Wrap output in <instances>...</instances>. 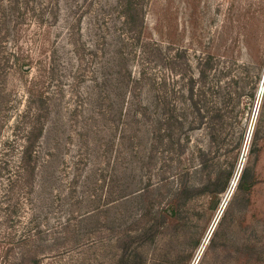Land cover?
Masks as SVG:
<instances>
[{"label": "rangeland", "instance_id": "374dc122", "mask_svg": "<svg viewBox=\"0 0 264 264\" xmlns=\"http://www.w3.org/2000/svg\"><path fill=\"white\" fill-rule=\"evenodd\" d=\"M128 1L0 0V264H126L122 247L140 248L158 202L137 195L157 180L152 137L167 136L165 119L151 122L170 109L194 120L192 88L204 108L227 98L223 138L189 133L191 149L214 150L201 170L190 159L205 189L185 225L143 243L146 264H264V0H132L133 21ZM142 23L161 50L148 47L140 103L129 84Z\"/></svg>", "mask_w": 264, "mask_h": 264}, {"label": "trees", "instance_id": "16d2710c", "mask_svg": "<svg viewBox=\"0 0 264 264\" xmlns=\"http://www.w3.org/2000/svg\"><path fill=\"white\" fill-rule=\"evenodd\" d=\"M15 3V0H12ZM30 0H27V4ZM119 1V0H118ZM127 6L124 9L125 15L130 13L133 21V17L135 13H138L139 10H135V5L132 0L125 3ZM135 10V12L133 11ZM134 13H133V12ZM143 23L141 30L135 32L134 37L140 43L139 49V62L141 67L139 71V76L131 80L129 84V91L133 94V97L137 95L138 101L141 103V99H139V92L143 88V81L146 76V64L149 62L148 56L150 54L148 47L153 48V52L160 53V48L154 43H150L143 40ZM134 31V30H130ZM132 33V32H131ZM153 56V55H152ZM146 63V64H145ZM204 79V77H203ZM142 81V82H141ZM191 83L193 81L191 80ZM212 88V87H211ZM221 90V86H219ZM140 92V93H141ZM162 97V99H161ZM189 99L192 103V114H195L194 120L189 121L186 125V121H180L182 116L173 115L168 110V114L166 116H161V114H156L155 121L151 122V124L160 123L161 120L165 119L167 121L166 132L167 136H153V142H157V145L151 147V155L150 160L154 167H156L155 176L157 180L155 182L149 181L147 185L139 189L137 195L139 197L144 196L145 194L154 193L156 194L158 202L154 207L152 213L149 212V217L146 225L138 232L137 239L140 241V248L132 250L129 245H125L122 247V260L126 264H146V254H144V250H142V245L150 239L151 241L156 242L158 239L159 233H162L166 228H169L172 225H185L187 220L190 218L191 208L190 202L197 193L201 192L205 188L202 186L199 187L197 185H193L191 182L192 170L196 168L193 166L191 162V158L197 159L199 161L198 168L201 170L208 165V162L211 160L212 154H214V150L203 148L202 146H196L194 148H190V144L192 142V136L189 133L193 130L207 128L209 129V136L211 137V142L216 145L223 136H214L217 134V131L221 134L226 124V116L228 112V106L226 104L227 98L223 96L220 99V103H223L225 107L220 105V108L217 105L207 106L206 108L199 105V102H196L195 92L193 88L191 89ZM159 101L163 102V107L167 106V101H165V96H160ZM161 103V102H160ZM167 108H170L169 106ZM231 108V112H232ZM148 107L144 106L141 111V115L144 116L145 113L147 115ZM166 117V118H165ZM183 119H187L184 118ZM39 137V136H37ZM34 136H24V144L22 146V160L24 163H28L32 160V154L34 153V145L35 140ZM159 144H162L161 148ZM219 149V148H218ZM217 149V150H218ZM149 159V155L148 158ZM247 170L243 172V175L240 179L239 190H243L244 181L246 179ZM229 184V177L223 183L217 181L214 185L216 188H212L210 190L211 197L218 200L220 194L224 192ZM217 202V201H216ZM114 202H104L102 205L91 208L87 210L84 216H91L95 212L106 211V209H110V205ZM146 216V215H144ZM183 223V224H182ZM73 225L72 217L66 218L64 222L61 223V227H64L66 230H69ZM28 238H31L29 236ZM27 238V240H28ZM26 239V238H25Z\"/></svg>", "mask_w": 264, "mask_h": 264}]
</instances>
